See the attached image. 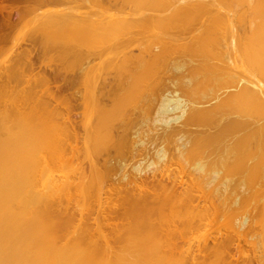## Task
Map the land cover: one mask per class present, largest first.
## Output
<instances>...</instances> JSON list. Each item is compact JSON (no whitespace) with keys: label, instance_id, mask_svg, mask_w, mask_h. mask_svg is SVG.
Here are the masks:
<instances>
[{"label":"bare ground","instance_id":"bare-ground-1","mask_svg":"<svg viewBox=\"0 0 264 264\" xmlns=\"http://www.w3.org/2000/svg\"><path fill=\"white\" fill-rule=\"evenodd\" d=\"M63 2L0 0V52L24 14ZM116 2L136 14L49 11L22 43L12 40L16 58L0 66V264H206L207 255L217 264H264V0ZM146 8L155 14L138 18ZM186 28L196 31L189 42L171 36ZM145 29L154 32L141 42L142 54L104 57L99 70L90 65L99 52L120 49ZM48 54L61 63L50 73L42 70ZM154 67L172 76L175 89L165 90L150 118L167 78ZM98 77L105 85L94 84ZM85 85L98 109H90L84 91L90 108L83 114L93 121H81L87 126L81 137L80 122L73 125L69 115L84 106L77 102ZM78 138L86 167L72 163ZM226 142L231 154L218 157ZM216 157L210 175L202 159ZM211 212L232 216V225L203 234ZM245 246L252 256L244 255Z\"/></svg>","mask_w":264,"mask_h":264},{"label":"rangeland","instance_id":"rangeland-1","mask_svg":"<svg viewBox=\"0 0 264 264\" xmlns=\"http://www.w3.org/2000/svg\"><path fill=\"white\" fill-rule=\"evenodd\" d=\"M115 0H108V1H106V0H101V2L100 1H98V0H92L90 3V5H89V3L88 4H86V2H84V0H67V2H63V3H60V4H52V3H44V4H41L40 6H39V8L35 11V13H27V14H24L23 15V19L22 20H20L19 22H17L16 24H15V27L13 28V30L9 33V36H8V39H7V41H6V43L4 44V50H2V52H0V66H3V67H1V68H6V67H9V65L11 66L12 65V63L14 62L13 60L16 58L15 56H16V54H17V52L19 51L18 49H17V47L15 48V46H14V43L15 42H12V40L13 41H16V43L17 42H19V43H22L23 41H22V39H25L26 38V36L25 35H27L29 32H31L32 30H34V29H37L38 28V24H39V20H41V23L43 24V22H44V19H45V15H47L48 14V12L49 11H54V10H56V9H60V10H70V11H75V12H79V13H85L86 12V14H89V15H92V16H109V15H112V16H117V14H118V11L120 10V9H122V10H124V11H126V15L127 14H130L131 13V11L132 10H134L135 8H133V7H131V8H133V9H131L130 7H129V5H127V4H124V5H119V3L118 2H116V1H118V0H116L115 1V3L116 4H114L113 2H114ZM189 1H191V0H189ZM2 2L3 3H5L6 5H8V4H18V5H23L24 4V2H25V0H2ZM112 4H111V3ZM114 4V5H113ZM88 5V6H87ZM104 6V7H103ZM126 6V7H125ZM128 6V7H127ZM131 10H130V9ZM103 9V10H102ZM147 9V8H146ZM146 9H144L145 11H146ZM105 10V11H104ZM121 10V11H122ZM136 10V9H135ZM135 10H134V12H135ZM116 11H117V13H116ZM120 11V12H121ZM128 11V12H127ZM137 11V10H136ZM145 11H141V9H139V11L137 12V14H139L140 13V16H138V18H144V17H147L145 14H150L151 12L152 13H154L153 11H151V10H148L147 9V11L145 12ZM150 11V12H149ZM42 12V13H41ZM104 12V13H103ZM130 12V13H129ZM134 12L132 11V13H131V15L132 14H134ZM148 12V13H147ZM102 13V14H101ZM110 13V14H109ZM122 13V12H121ZM121 13H119V14H121ZM125 13V12H124ZM124 13H122L121 15H125ZM143 13H145V14H143ZM106 14V15H105ZM109 14V15H108ZM118 14V16H121V15H119ZM135 14H136V12H135ZM141 14H143V15H141ZM155 14V13H154ZM38 15H39V17H38ZM125 15V16H126ZM102 16V17H103ZM141 16H143V17H141ZM22 21V22H21ZM193 24H195V23H193ZM197 24V23H196ZM196 24H195V26H196ZM186 27H189V26H186ZM196 28V27H195ZM139 29H141V28H139ZM191 29V28H190ZM190 29H188L187 30V28H186V31H178V30H176L177 32H175L174 31V33H172L171 34V36H174V37H176V38H178L179 39V41L181 42V44H185V43H187V42H189L190 40H192L193 38H194V35H196V31H194V30H190ZM193 29V28H192ZM147 29H145L144 31H140L139 30V32H143V33H138V30H135V31H137V32H135V33H132L133 35H130L131 36V39H132V37H134V41L132 40H130L131 42L129 43V44H127V45H124V47H122V48H117V47H115V45L113 46L114 48H111L110 49V46H108L109 47V49H110V51H107V49L106 50H103L102 52H99V51H97V52H99L100 53V55H98V56H96L95 55V57H92V63H90V65H96L95 67H93V68H95V69H97L99 66L100 67H103L104 66V64H106V59H107V62H109V61H117V60H119V57H120V55H121V57H123L122 56V54H120V52L121 53H124L123 55H127L128 53L129 54H137L138 53V55L139 54H142L141 52L142 51H140L141 49H142V47L141 46H143V48H144V45H143V43L145 44L146 43V39L147 38H149L150 36H148V35H151L150 34V32H154V30L153 31H151V29L149 30H147ZM185 30V29H184ZM195 30H197V28L195 29ZM27 31V32H26ZM192 31V32H191ZM134 32V31H133ZM14 33V34H13ZM142 34V35H141ZM136 35V36H135ZM115 36V35H114ZM130 36L128 35L127 37H129L130 38ZM148 36V37H147ZM137 37V38H136ZM112 39H114L113 37H111ZM110 38V40L111 41H113L112 39ZM125 38V37H124ZM135 38L136 39H138L137 41H135ZM190 38V39H189ZM115 39H118L117 37L115 38ZM127 39V38H126ZM125 39V40H126ZM181 39V40H180ZM184 39V40H183ZM19 40V41H18ZM101 40V39H100ZM107 40V39H106ZM103 41V40H101V43H105L106 44V42L107 41ZM128 40V39H127ZM146 40V41H145ZM109 41V40H108ZM110 41V42H111ZM116 41V40H115ZM95 42V41H94ZM96 42L98 43V45L96 44V46L95 47H98V49L99 50H101L100 49V47L101 46H103V45H101V43H100V45H99V40L97 41L96 40ZM95 42V43H96ZM133 42V43H132ZM141 42H143V43H141ZM180 42H178L179 44H180ZM11 43V44H10ZM13 43V44H12ZM19 43H17V44H19ZM91 43H93V42H90V45H92V47H89V48H91L92 50H94L95 49V47H94V49H93V46L95 45V43H93V44H91ZM108 43V42H107ZM111 44H113V42L111 43ZM141 44V45H140ZM89 45V44H88ZM108 45V44H107ZM107 45H104V46H107ZM128 45H129V47H128ZM140 45V46H139ZM13 47V48H12ZM111 47H112V45H111ZM107 48V47H106ZM104 49V48H103ZM121 49H123V50H121ZM138 49V50H137ZM97 50V49H96ZM118 51V52H117ZM130 51H131V53H130ZM12 52V53H11ZM92 52V51H91ZM113 52V53H112ZM114 52H116V54H118V55H116ZM16 53V54H15ZM94 53V52H93ZM15 56H14V55ZM95 54V53H94ZM94 54H93V56H94ZM97 54V53H96ZM114 54H115V56H114ZM50 55H51V57H50ZM48 54V55H46V61H44L43 62V64L45 63H47V66H45L44 65V67L42 66V70L43 71H47V73H50V70H52L53 68H55L56 66L55 65H60L61 63H59L60 61H58V63H56L57 61V59L56 60H54V61H56V62H54L53 61V59H55V58H53L54 57V55L52 56V54ZM108 55V56H107ZM15 58H14V57ZM49 56V58H47ZM101 56H103L102 57V59H105V61H103L102 59H101ZM177 56V58H178V56L179 55H176ZM105 57V58H104ZM117 57V58H116ZM173 57H175V56H173ZM13 58V59H12ZM52 58V59H51ZM100 58V59H99ZM194 58H196V57H194ZM198 58V57H197ZM121 59V58H120ZM199 59L200 58H198V59H195L196 61H199ZM45 60V59H44ZM95 60V61H94ZM194 60V59H193ZM6 62V63H5ZM8 62V63H7ZM63 62V61H62ZM99 62V63H98ZM103 63V64H100V63ZM105 62V63H104ZM64 63H65V61H64ZM96 63V64H95ZM42 64V65H43ZM72 64V63H71ZM99 65V66H98ZM102 65V66H101ZM73 66H74V64H73ZM78 66V64L75 66V67H77ZM47 67V68H46ZM53 67V68H52ZM99 67V68H100ZM51 68V69H50ZM99 68L97 69V70H99ZM155 68V67H154ZM153 68V73L156 71V70H158V73L159 72H162V71H164V70H162V68L163 67H161V69H159L158 67H157V69L155 68L154 69ZM70 69H72V68H70ZM76 68H74L73 69V71L75 70ZM95 69H93V74L96 76V72H98L97 70L95 71ZM150 70H152L151 68H149ZM149 69H147V71L149 70ZM0 70H2V69H0ZM149 70V71H150ZM45 71V72H46ZM71 71V70H70ZM95 71V72H94ZM152 72V71H151ZM157 72V71H156ZM165 72L166 71H164V72H162V73H160V75H162V74H164L166 77H167V72H166V74H165ZM71 73V72H70ZM152 73V74H153ZM157 73V75H158V77L160 76L159 74ZM145 74H146V72H145ZM144 73H143V76L145 75ZM152 74H151V78H152ZM170 74V73H169ZM99 75H102L101 73L99 74ZM147 75V74H146ZM156 75V76H157ZM98 76V75H97ZM147 76H149V75H147ZM155 76V77H156ZM164 76V77H165ZM171 76V75H170ZM100 77H102V76H100ZM100 77H98V78H100ZM104 77H105V79L107 78V76H105L104 75ZM109 77V76H108ZM138 77H141L142 78V80H143V77H142V75L141 76H138ZM145 77V76H144ZM155 77H153V78H155ZM161 77H163V75L161 76ZM161 77H159V78H161ZM163 77V78H164ZM165 77V78H166ZM168 77H169V75H168ZM164 78L165 80H166V86L163 84L162 86L163 87H160V84L158 85V87H160L159 88V95L160 96H162V97H160L159 95L157 96V97H155V100H154V106H152V107H154L151 111H150V113H149V117L150 118H153L154 117V114H155V108L157 107V105H158V103H160L161 101H159L158 102V100H161V98H163V96L164 95H167V93L169 92L170 93V95H174L173 93H172V91H174V87L173 88H171L170 87V83H168L169 82V80H170V82H171V84L173 83L172 81H171V77H170V79L169 78ZM147 78H149V77H147ZM150 78V79H151ZM159 78H155L154 80H155V82H156V79H158L159 80ZM162 78V79H163ZM102 79H103V77H102ZM101 78L100 79H98V81H96V79H95V83L94 84H96L97 83V85L99 86L100 85V83H103V82H105V81H103ZM104 79V80H105ZM144 79H146V77L144 78ZM99 80H101V81H103V82H100ZM139 81H142L140 78L138 79ZM147 80V81H146ZM145 80V82H147L148 83V81H149V79H146ZM152 81H153V79H151ZM149 81V83L148 84H150L151 86H153L152 85V81ZM112 80H110L109 82H111ZM98 82H100L99 84H98ZM107 82H108V80L106 79V82H105V84H107ZM108 82V83H109ZM143 82V81H142ZM152 82V83H151ZM114 84V82H111V83H109V85L111 84V86ZM144 83V82H143ZM157 83V82H156ZM155 83V84H156ZM91 84H93V83H91ZM91 84H90V87H91ZM104 84V83H103ZM103 84H102V86H103ZM104 84V85H105ZM138 84H141L140 82L138 83ZM147 84V86L145 85V84H143V85H145V87H147V88H143L144 90L145 89H147L148 90V87L150 86V85H148ZM154 84V83H153ZM154 84V85H155ZM88 85V84H87ZM157 85V84H156ZM52 86H54V85H52ZM78 86V85H77ZM76 86V87H77ZM79 87V86H78ZM78 87H77V89H78ZM82 87H83V85H80V87H79V91L81 92V90H82ZM86 87V85L84 86V88ZM90 87L88 88L87 87V89H89V91L90 90H92V89H90ZM93 87H94V85H93ZM96 87V86H95ZM141 87H142V84H141ZM154 87V86H153ZM166 87V88H165ZM98 88V87H97ZM100 88V87H99ZM127 88L128 87H126V90H127ZM138 88H139V90H140V87L138 86ZM20 89V88H19ZM38 89V88H37ZM81 89V90H80ZM86 88L83 90V92L85 91L86 92V95H85V92H84V94L82 95V97H80V99L78 100V102H77V104L78 103H81V101H83V100H85V97H86V100H88L89 98H87V96H89L88 95V93H87V90ZM171 89H172V91H171ZM87 90V91H86ZM141 90H142V88H141ZM141 90H140V92H141ZM150 90V89H149ZM165 90H166V92H165ZM74 92L76 91V88L73 90ZM88 91V92H89ZM143 91V90H142ZM80 92H78V90H77V93H80ZM121 92V91H120ZM139 92V91H138ZM166 93V94H164L163 95V93ZM69 93V92H68ZM68 93H66V92H64L63 94L64 95H68ZM82 93V92H81ZM80 93V94H81ZM119 93V92H118ZM117 93V94H118ZM143 93L144 94H148V91L147 92H144L143 91ZM143 93H141V94H143ZM144 94H143V96H144ZM85 95V97H84V99L82 100V98H83V96ZM139 95H140V93H139ZM138 95V98L140 97V96H142V95H140L139 96ZM142 96V97H143ZM169 96V95H168ZM113 97H115V96H113ZM113 97H112V99H113ZM117 97V96H116ZM115 97V98H116ZM120 97V96H119ZM141 98V97H140ZM116 99H118V97L116 98ZM116 99H114V100H116ZM142 99V98H141ZM86 100L85 101H83V103H82V105H84V106H82V108H84V111L82 110V108L80 109V107H75L74 108V110H72V112H70V120L71 121H73V125H75V124H79V122H80V125L82 126V127H80V125H77V126H79L78 127V129H77V127H76V130L75 131H77V133H79L80 134V136L81 137H84V135L85 134H83L84 132H82V128H84L83 130L85 131V124H87V122H91V120H89V118L88 117H90L91 115H88V116H85L84 114H87L86 112H87V110H86V112H85V108L87 107L86 106V104H84V102H86ZM140 100V99H139ZM89 101L91 102V100H88V102L87 103H89ZM140 101H142V100H140ZM76 102L74 101V102H72V104H76ZM139 102V101H138ZM74 104V105H75ZM93 104H94V102H93ZM93 104L92 103H89L88 105H92L93 106ZM108 104V103H107ZM130 104H132V103H130ZM138 104H140V103H138ZM95 105H97V104H95ZM141 105V104H140ZM78 106H79V104H78ZM80 106H81V104H80ZM98 106V105H97ZM127 106H130V105H127ZM89 108H90V106H88ZM87 107V108H88ZM94 107L95 106H93V107H91L90 109H92V110H95L96 111V109H98V108H95L94 109ZM99 107V106H98ZM77 108H79V109H77ZM89 109V110H90ZM76 110V111H75ZM79 111V112H78ZM82 111V112H81ZM80 112H81V115H84V116H81L80 115V117L79 116H77V115H79L80 114ZM91 113L90 114H92L93 113V111H90ZM79 113V114H78ZM84 113V114H83ZM88 114H89V112H88ZM73 115V116H72ZM95 115V114H94ZM72 116V117H71ZM77 116V117H76ZM93 116V115H92ZM74 117H76V118H74ZM83 117V118H82ZM85 117H86V120H85ZM74 118V119H73ZM82 118V119H81ZM91 119H92V117H90ZM93 118H95V117H93ZM77 119H79L78 121H77ZM85 121H84V120ZM96 119V118H95ZM74 120H75V122H77V123H74ZM87 120H89V121H87ZM138 120H139V116H138ZM81 121H83V122H85V124L84 123H82ZM92 121H93V119H92ZM95 121V120H94ZM93 123V122H92ZM92 123H90V124H92ZM83 125H85L84 127H83ZM88 126H90L89 124H87ZM75 127V126H74ZM87 127V126H86ZM75 129V128H74ZM83 136H82V135ZM79 136V135H78ZM79 136V137H80ZM85 137H87L86 135H85ZM85 138H83V140H84ZM78 141V142H77ZM77 141H76V143H75V145H76V152L77 153H75V155H77V159H75L74 158V160H73V165H76V162L78 161L80 164H82L84 167H86L87 166V163H86V161H85V148H83L82 149V147H83V145H82V138L79 140V138L77 139ZM81 143H80V142ZM73 144H74V142H73ZM78 144H80V145H78ZM230 144V145H229ZM228 145L230 146L229 147V149H227L226 148V146L228 147ZM232 144L231 143H224L223 145H222V147H221V149H220V151L218 152V157H219V155L222 157V156H226V155H229V154H231V152H232ZM224 148H226V149H224ZM78 150V151H77ZM226 150H228V154L225 152ZM81 151V152H80ZM171 151H172V149H171ZM223 151L226 153V155H225V153H223ZM78 152H79V154H78ZM224 154V155H223ZM223 158V157H222ZM210 159H212V160H214L215 161V159H217V157L216 158H208V159H206L205 160V163H204V160L202 159V162H203V164L205 165L206 164V161H207V164L205 165V166H207V168L209 169V170H207V171H209V174L210 175H212V172L215 170V168L217 169V165H216V162H215V166H214V162L212 161V160H210ZM199 159L198 158H195L194 160L192 159L191 161H189V163H188V166L190 167V168H193L194 167V165H195V163L198 161ZM219 160V159H218ZM152 160L150 159V160H148L147 162H145L144 163V165H143V167L145 168V167H147L149 164H150V162H151ZM211 162H212V165H213V167H212V169L210 168L211 166ZM146 164V165H145ZM210 164V165H209ZM208 165L210 166V167H208ZM174 166H172L171 168H173ZM210 170H211V172H210ZM187 172V171H186ZM184 179H186V177L184 178ZM226 198H228V196H226ZM76 199H79V198H76ZM201 203H206V202H203V201H201ZM208 205V204H207ZM214 214L211 212V217L209 218L208 216H206V218L208 219H206L205 218V220L204 221H206V222H204V223H206L205 225H204V227L205 228H207V229H201V231H203V234L205 233V232H207V234H210V233H212L211 235H216V234H218V231L219 232H223L224 230H222L223 228L225 229V228H227V227H224V226H226V223L228 222V226H230V225H232V220H233V217L232 216H229V215H224V216H221L220 214H218V215H220V217L219 216H217V214L216 215H214ZM217 219H216V218ZM213 219V220H212ZM216 219V220H215ZM231 219V220H230ZM219 221V222H218ZM229 222H230V225H229ZM209 224V225H208ZM223 225V227H221ZM210 226V227H209ZM219 228H220V230H219ZM229 228V227H228ZM227 228V229H228ZM218 229V230H217ZM208 231H209V233H208ZM200 232V231H199ZM199 232L198 233H191L190 235H191V238H192V235L194 234L195 235V238L196 237H198L199 236ZM202 233L200 232V235H201ZM188 235H189V233H187L186 234V236H187V238H188ZM205 236V235H204ZM190 237V236H189ZM194 237V236H193ZM196 241H193V243L194 244H196L195 243ZM244 252L246 253V254H244V255H248L249 257L250 256H252L253 255V253H252V255H251V248H249V247H244ZM212 256V257H211ZM205 261V263L206 264H208L209 262H210V264H217V262L216 261H218V259L216 258V256H213V255H207V257L204 259ZM208 261V262H207Z\"/></svg>","mask_w":264,"mask_h":264},{"label":"flooded vegetation","instance_id":"flooded-vegetation-1","mask_svg":"<svg viewBox=\"0 0 264 264\" xmlns=\"http://www.w3.org/2000/svg\"><path fill=\"white\" fill-rule=\"evenodd\" d=\"M3 4H5V3H3ZM6 5V4H5ZM8 5H10V4H8ZM4 13V12H3ZM5 14V13H4ZM15 19V15H14V13L12 14V20H14ZM0 20H1V15H0Z\"/></svg>","mask_w":264,"mask_h":264}]
</instances>
